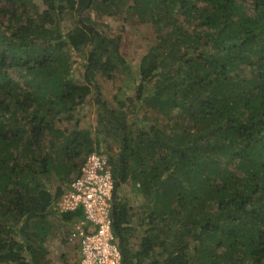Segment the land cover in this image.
Returning <instances> with one entry per match:
<instances>
[{
    "label": "trees",
    "instance_id": "16d2710c",
    "mask_svg": "<svg viewBox=\"0 0 264 264\" xmlns=\"http://www.w3.org/2000/svg\"><path fill=\"white\" fill-rule=\"evenodd\" d=\"M121 10L156 34L133 97L115 99L162 117L134 135L135 120L95 80L113 81L126 61L121 37L106 36L91 12ZM78 59L83 84L71 73ZM90 101L99 133L119 144L116 163L108 158L115 190L130 180L145 199L135 256L122 236L131 210L113 204L122 264H264V0H0V264H47L48 216L82 217L57 204L73 159L98 151L78 129ZM51 135L59 141L44 153ZM51 172L59 185L42 181Z\"/></svg>",
    "mask_w": 264,
    "mask_h": 264
},
{
    "label": "rangeland",
    "instance_id": "374dc122",
    "mask_svg": "<svg viewBox=\"0 0 264 264\" xmlns=\"http://www.w3.org/2000/svg\"><path fill=\"white\" fill-rule=\"evenodd\" d=\"M41 1L42 0H34V3L40 6ZM27 8L32 12L28 6ZM117 14L118 15L111 17L104 14L100 15L96 11H93L91 12V19L96 27L106 36L121 37L119 52L126 61V68L123 69L122 67V70L116 72L113 81L106 80L99 75H96L95 80L99 85L101 96L108 101L109 105L116 108L118 113H122L127 122L130 119L135 120V126L132 125L129 129L134 135L137 128L145 129L148 124L159 125L156 124L157 120H155V118L162 117H158L157 112L153 109L146 106H138L139 104L135 102L133 105H129L130 103L127 102L125 106L119 109L117 107L118 103L115 99L122 98V96L133 97V88L138 79V64L142 56L148 51L149 47L153 46L156 42V34L155 30L150 25L135 24L128 18L124 19L125 14L122 10L117 12ZM68 27H70V23L66 20L62 22V25H59V28L63 30V33L66 32ZM83 63L84 62L81 59H78L76 63H74L71 72L73 79L80 84H83L85 81L83 76ZM92 101H90V105L79 108L78 113L80 122L78 129H89L91 137L94 140H98L99 143L98 151H96L95 145V150L93 152L102 153L108 158L111 156V161L116 163L120 152L119 144L117 145L115 143L114 137L105 138L104 134L99 133L102 132V128L98 126V109ZM60 129L64 131L66 130V133H69L73 129V124L72 122L71 124L64 123L60 126ZM103 140H107L106 142L109 143H105ZM58 141L57 136L51 135V137H49L44 143V153L49 151L50 144ZM95 144H97V141ZM86 156L81 153L78 158L73 159L72 168L69 167L70 172L67 178L68 183L78 173L79 168L82 165L80 162L81 160L83 162V158L85 159ZM58 179L59 178L55 172H51L47 177L46 175L42 177V181L45 184L50 185H59ZM135 187H138V185L136 184ZM118 201L124 202L131 210L130 216L133 220H135V214L145 211L142 210L145 206V199L139 193L134 191L133 184L130 180L119 185L116 189L114 202ZM48 219L52 225V233L46 245L48 254L45 261L47 264H76V254L71 250L72 245L75 244H70L66 241V235L71 229V221H64L61 216H58L55 213L48 216ZM155 251L157 254H161V250L158 247H155ZM162 257L163 256H161V259Z\"/></svg>",
    "mask_w": 264,
    "mask_h": 264
},
{
    "label": "built area",
    "instance_id": "2783aa9c",
    "mask_svg": "<svg viewBox=\"0 0 264 264\" xmlns=\"http://www.w3.org/2000/svg\"><path fill=\"white\" fill-rule=\"evenodd\" d=\"M114 194L108 157L91 152L57 204L60 213L82 214L66 236L68 243L78 246L77 264H122V250L113 228Z\"/></svg>",
    "mask_w": 264,
    "mask_h": 264
},
{
    "label": "crops",
    "instance_id": "0c3cea01",
    "mask_svg": "<svg viewBox=\"0 0 264 264\" xmlns=\"http://www.w3.org/2000/svg\"><path fill=\"white\" fill-rule=\"evenodd\" d=\"M116 193V190H115ZM115 196V194H114ZM146 211V207L144 206V209ZM143 212L141 211L140 213L135 214V220L131 219V224L130 226L122 232V236L124 237L125 243H123V247L126 248L128 253L130 254L129 256H135L136 253L139 251L140 247V240L144 235L146 234V226L143 224ZM78 219L75 218L71 221V224H73L75 221ZM117 239V238H116ZM119 246L121 241L117 240ZM71 250L76 254V261L75 263H78L79 260V251H78V246L77 245H72ZM122 250V248H121ZM133 262H136V258L132 259ZM141 264H149L148 259H144Z\"/></svg>",
    "mask_w": 264,
    "mask_h": 264
},
{
    "label": "water",
    "instance_id": "95a60500",
    "mask_svg": "<svg viewBox=\"0 0 264 264\" xmlns=\"http://www.w3.org/2000/svg\"><path fill=\"white\" fill-rule=\"evenodd\" d=\"M113 215V214H112Z\"/></svg>",
    "mask_w": 264,
    "mask_h": 264
}]
</instances>
